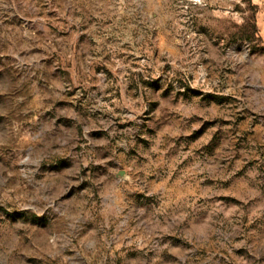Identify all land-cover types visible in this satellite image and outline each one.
<instances>
[{"label": "rangeland", "instance_id": "1", "mask_svg": "<svg viewBox=\"0 0 264 264\" xmlns=\"http://www.w3.org/2000/svg\"><path fill=\"white\" fill-rule=\"evenodd\" d=\"M0 264H264V0H0Z\"/></svg>", "mask_w": 264, "mask_h": 264}, {"label": "clouds", "instance_id": "2", "mask_svg": "<svg viewBox=\"0 0 264 264\" xmlns=\"http://www.w3.org/2000/svg\"><path fill=\"white\" fill-rule=\"evenodd\" d=\"M194 2H196V3H200V2H201V0H194Z\"/></svg>", "mask_w": 264, "mask_h": 264}, {"label": "water", "instance_id": "3", "mask_svg": "<svg viewBox=\"0 0 264 264\" xmlns=\"http://www.w3.org/2000/svg\"><path fill=\"white\" fill-rule=\"evenodd\" d=\"M124 174H125V173H124L123 171L120 173L121 176H123Z\"/></svg>", "mask_w": 264, "mask_h": 264}]
</instances>
